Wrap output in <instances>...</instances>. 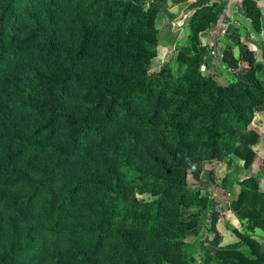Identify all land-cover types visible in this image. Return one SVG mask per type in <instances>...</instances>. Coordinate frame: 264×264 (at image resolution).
Wrapping results in <instances>:
<instances>
[{
    "label": "trees",
    "instance_id": "obj_1",
    "mask_svg": "<svg viewBox=\"0 0 264 264\" xmlns=\"http://www.w3.org/2000/svg\"><path fill=\"white\" fill-rule=\"evenodd\" d=\"M160 1L0 0V264L196 261L186 238L201 213L183 209L202 198L189 178L256 155L262 64L244 46L221 58L247 60L246 79L223 82L209 66L200 33L226 17L214 0L190 16L195 51L180 48L182 69L151 72ZM244 4L261 31L260 6ZM241 187L234 210L264 231V192ZM207 215L215 229L220 210ZM242 237L248 249L218 247V262L203 263L264 264L262 243Z\"/></svg>",
    "mask_w": 264,
    "mask_h": 264
},
{
    "label": "rangeland",
    "instance_id": "obj_2",
    "mask_svg": "<svg viewBox=\"0 0 264 264\" xmlns=\"http://www.w3.org/2000/svg\"><path fill=\"white\" fill-rule=\"evenodd\" d=\"M209 1L206 0L207 3H210ZM194 2L186 0L180 2L182 4L179 6L174 0L160 1L159 6L161 5V7L157 18L160 47L158 56L153 58L149 65L151 72L159 70L166 64H170L176 71H180L182 69L181 60L177 59L180 48L190 43L186 54L195 51L193 43L188 37V24L190 16L202 2L199 0L201 3L196 5ZM223 6L226 8V5ZM242 13L241 9L238 10V13H233L236 21L233 20L231 25L227 24L226 19H223L221 23L200 33L201 42L210 43L212 48V61L209 66L217 72L219 79L223 82L235 77L246 79L245 69L249 66L247 60H242L237 68L227 67L221 58V54L226 49H230L235 55H238L244 46L250 50L259 48V50L254 49V51L256 50L255 58L257 62H262L261 64L264 65V47H262L264 46V32L259 35L252 23L249 29L242 22V17L246 16L245 10ZM257 39L259 41H256ZM257 42H260L261 45L259 46ZM263 65L257 71V76L264 82ZM250 127L259 135L258 142L253 146L256 155L252 159L248 160L247 152L244 149L223 160L206 162L205 169L197 183L194 178H189L192 186H200L199 191L202 198L197 203L183 209L185 216L189 215L191 211L201 213L197 228L191 231L186 238V246L193 249L196 260L191 264H204L205 258L217 263L215 253L218 247L232 245L237 246L238 250L248 249V244L242 235L257 239L262 243L264 249V231L260 228L253 230L247 228L244 223L246 219L239 216L233 206V202L238 199L242 190V182L264 192V104L258 107L256 117ZM212 207L221 212L215 229H211L210 217L207 215ZM215 236L220 238L219 246L207 242Z\"/></svg>",
    "mask_w": 264,
    "mask_h": 264
},
{
    "label": "crops",
    "instance_id": "obj_3",
    "mask_svg": "<svg viewBox=\"0 0 264 264\" xmlns=\"http://www.w3.org/2000/svg\"><path fill=\"white\" fill-rule=\"evenodd\" d=\"M166 0H162V2H165ZM188 1V0H187ZM190 2H194V4H198V3H203V2H206V0H200L201 2H199V0H189ZM209 1V0H208ZM214 0H210L209 2H213ZM257 2V4L260 6L261 8V11H262V17H261V27H262V32L260 31H257V33H259V35H261L263 32H264V0H255ZM207 3V2H206ZM182 3H176V5H181ZM161 7V5H160ZM241 9V13L243 10H245L246 12V5L244 4V0H226V21H227V24L229 23V25L233 24V20H235L234 18V14L233 13H238V10ZM237 10V11H236ZM244 12L242 13V16H243ZM245 17V18H244ZM242 17V22H244V24L250 29V24L252 23L251 22V19L247 16H244ZM236 21V20H235ZM254 27V26H253ZM252 29V28H251ZM256 41H259V39H257ZM259 44V46L261 45L260 42H257ZM258 47V46H257ZM264 47V46H262ZM261 47V48H262ZM256 50H259V48H254ZM253 49V50H254ZM264 49V48H263ZM255 50V51H256ZM262 63V62H260ZM263 65V64H262ZM264 67V65H263Z\"/></svg>",
    "mask_w": 264,
    "mask_h": 264
}]
</instances>
